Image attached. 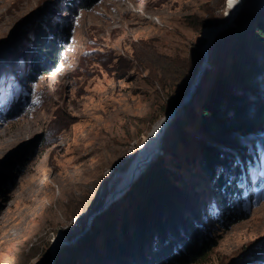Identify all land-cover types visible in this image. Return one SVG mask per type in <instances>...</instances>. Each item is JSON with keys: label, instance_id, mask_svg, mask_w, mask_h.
Here are the masks:
<instances>
[{"label": "rangeland", "instance_id": "obj_1", "mask_svg": "<svg viewBox=\"0 0 264 264\" xmlns=\"http://www.w3.org/2000/svg\"><path fill=\"white\" fill-rule=\"evenodd\" d=\"M52 3L0 0V52L13 38L20 51L11 59L17 71L0 64V264H45L54 238L62 235V247L89 228L96 201L114 189L165 102L145 64L188 56L206 28L188 17L221 13L219 0H97L88 9L76 0L73 10L67 0ZM36 10L51 13V36H61L63 22L71 37L57 67L31 79L29 57L39 47L20 20ZM19 103V116L7 118ZM193 145L179 143V172L196 185L217 233L216 246L193 264H232L264 238V151L246 169L243 218L221 224L191 166Z\"/></svg>", "mask_w": 264, "mask_h": 264}, {"label": "trees", "instance_id": "obj_2", "mask_svg": "<svg viewBox=\"0 0 264 264\" xmlns=\"http://www.w3.org/2000/svg\"><path fill=\"white\" fill-rule=\"evenodd\" d=\"M52 1L56 5L57 0ZM67 1L66 7L73 10L76 0ZM96 1L80 0L79 6L88 9ZM225 4L226 0L217 4L219 19L211 10L204 20L188 17L191 25L221 24ZM48 11L36 10L20 20V25L32 30V41L39 47L29 57L31 79L57 67L71 37L63 22L57 25L61 36L48 33ZM204 42L200 37L184 58L160 57L155 64H145L148 83L156 82L165 94L154 123L189 91L204 58ZM3 49L0 64L9 61L17 71V63H11L20 54L15 38ZM207 62L188 102L179 106L165 128L163 154L119 199L96 214L74 242L60 247L52 264H193L206 257L217 244L216 226L208 220L210 214L196 185L179 172V143L183 142L194 144L191 166L201 173L203 185L214 197L217 210L212 220L225 224L243 218L246 169L256 161L258 150L264 151V0H242L233 25L215 34ZM20 104L11 106L5 116H19ZM189 129L199 138L193 132L189 135ZM102 204L97 200L95 210ZM244 250L232 264H264V238Z\"/></svg>", "mask_w": 264, "mask_h": 264}, {"label": "bare ground", "instance_id": "obj_3", "mask_svg": "<svg viewBox=\"0 0 264 264\" xmlns=\"http://www.w3.org/2000/svg\"><path fill=\"white\" fill-rule=\"evenodd\" d=\"M242 3V0H226V4H225V9H224V20L222 23L229 21L230 17L234 14L235 8L240 5ZM221 23V24H222ZM210 27H206L203 31V36L205 38H209L210 36ZM216 34V33H215ZM195 90V89H194ZM194 92V91H193ZM191 97V96H190ZM189 97V98H190ZM187 98L185 100L184 103H186L188 101ZM183 103V104H184ZM165 116L161 117V119H159L158 121H156V123H154V125L152 126L151 130L142 138L141 143L138 145L136 153L134 154V156L130 159V161L128 162L127 167L120 171V173L118 174V179L116 181V184L114 186V189L109 193L111 194L113 191L118 190L123 188L128 182L129 180L133 177L136 176L139 172L140 169L142 168V166L153 156V154L156 152L157 149V145H158V138H159V132L161 130L162 126H165L164 123L165 122ZM162 150V149H161ZM162 153V151H161ZM158 157V156H157ZM156 157V158H157ZM155 158V159H156ZM153 161V160H152ZM151 161V162H152ZM150 162V163H151ZM145 170V169H144ZM143 172V171H142ZM139 177V176H138ZM137 177V178H138ZM136 181V180H135ZM130 188V187H129ZM128 188V189H129ZM127 189V190H128ZM126 190V191H127ZM125 191V192H126ZM124 192V193H125ZM123 193V194H124ZM122 194V195H123ZM121 195V196H122ZM120 196V197H121ZM119 197V198H120ZM118 198V199H119ZM117 200V199H116ZM115 200V201H116ZM114 202V201H113ZM111 202V203H113ZM110 203V204H111ZM61 241H63V237L62 235L57 236L56 238H54L52 246L54 248H59L61 245Z\"/></svg>", "mask_w": 264, "mask_h": 264}, {"label": "water", "instance_id": "obj_4", "mask_svg": "<svg viewBox=\"0 0 264 264\" xmlns=\"http://www.w3.org/2000/svg\"><path fill=\"white\" fill-rule=\"evenodd\" d=\"M240 7H241V4L238 5L236 8H235V11H234V14L230 17L229 21L227 22H224L222 24H219L217 26H212L210 27V36L209 38H205L203 35L202 37L205 38V42L204 44L202 45V51H203V55H204V58H203V61L200 65V68L199 70L197 71L196 75L194 76L192 82H191V85H190V88H189V91L184 95L183 99H182V102L179 103L175 108L171 109L166 115H165V122L164 123H167L165 124V126H162L161 127V130L159 132V138H158V145H157V149H156V152L153 154V156L142 166V168L140 169V172L136 175V176H133L129 182L121 189H118V190H115L113 191L111 194H108L107 197L105 198V200L103 201V204L101 205V207L99 209L96 210V212H93L91 214V216L89 217V220L92 219L96 214H98L99 212L103 211L104 209H106L111 202L115 201L116 199H118L129 187H131V185L135 182V180L137 179V177L142 173V171H144V169L147 167V165L152 161L154 160L158 155L161 154V145H162V137H163V134H164V131H165V128L167 127V125L169 124V122L171 121V119L173 118L174 114H175V111L179 108L180 105H182L185 100L187 98H189L195 87L197 86V84L199 83V81L201 80V77H202V74L205 70V67L207 65V59H208V47L212 44L213 40H214V37H215V33L219 32V31H222L230 26L233 25V22L235 20V18L237 17L238 15V12L240 10ZM79 236V235H78ZM74 237V239H71V241H67L65 242L64 244H71L72 242H74L76 240V238L78 237ZM61 243H63V241H61ZM61 246V245H60ZM57 252V248H54L53 246L51 247V254H50V258L48 260V262H46L45 264H52L53 263V259H54V256ZM52 253H53V256H52Z\"/></svg>", "mask_w": 264, "mask_h": 264}]
</instances>
